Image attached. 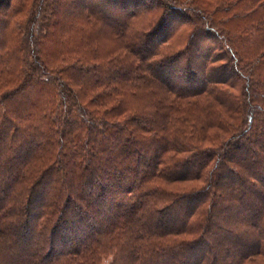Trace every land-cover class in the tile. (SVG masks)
I'll return each instance as SVG.
<instances>
[{"label":"trees","instance_id":"16d2710c","mask_svg":"<svg viewBox=\"0 0 264 264\" xmlns=\"http://www.w3.org/2000/svg\"><path fill=\"white\" fill-rule=\"evenodd\" d=\"M74 1L78 10L62 20L81 42L57 65L40 57L37 39L24 36L27 56L0 40V72L11 82L1 102L22 104L31 82L57 86L54 98L44 95L45 107L38 94L31 108L0 107V264L264 257V78L255 75L264 66V0H236V41L256 44L249 63L208 12H197L211 43L221 37L232 55V72L215 63L212 48L194 53L201 38L184 50L161 47L167 21L186 18L167 14L172 6L145 27L135 24L141 0L112 12L116 0ZM16 3L0 0V25ZM102 25L118 41L105 55L91 38ZM192 28L193 37L200 29ZM236 114L237 126L225 123Z\"/></svg>","mask_w":264,"mask_h":264},{"label":"rangeland","instance_id":"374dc122","mask_svg":"<svg viewBox=\"0 0 264 264\" xmlns=\"http://www.w3.org/2000/svg\"><path fill=\"white\" fill-rule=\"evenodd\" d=\"M17 3L13 7H17L19 9L17 12L11 14L10 20H8L3 25H0V40L7 44L9 49H13L18 52L19 55H23L24 50H20L21 45H24L23 38L24 36L28 37V41L37 39V49L41 58L49 62V65L52 67L57 65L62 54L69 48L75 47L80 44V40L78 39L77 33L73 30V27H69L63 24V18L66 16H72L80 6V2H75L74 0H63L61 5H55V0H45L43 11L37 14V9L39 7L40 0H14ZM140 0H116L112 2L108 7V12H112L116 7H120V4H124L123 2H127L128 9H131L133 3H136ZM62 2V1H61ZM154 2V3H153ZM159 3V5L157 4ZM153 4L151 7L149 5ZM162 4V5H161ZM148 5V6H145ZM161 5V6H160ZM165 6H169L173 8L172 11H168L163 8ZM138 8L141 9L142 14L136 19L135 24L138 26H155L158 21L161 20V16L163 12L167 14L169 12H181L186 14V18L173 19L167 23L171 24V28L168 31L167 40L161 44V47L167 51L169 50H184L189 41L191 40V44L194 43L198 39H202L201 48L198 51H193L197 56L205 52L206 49H213V55L218 57L216 64L220 65H229L226 70L232 72L231 66L235 63L230 52L227 51V47L224 44L221 37L214 36V42L211 43L209 34H206V26L208 21L201 19L198 16L199 11L208 12L209 19L213 21L217 27L223 29L225 35L231 39L233 44L238 43L240 46V53L244 56L243 63H249L250 56L255 53L256 44H252L249 46L248 42L236 41V29L240 27V23L236 21V0H148L146 3H143V0L139 2ZM10 10V9H9ZM4 11L6 13L7 11ZM34 24L31 29L28 28V22L34 18ZM196 19V20H195ZM242 24V23H241ZM7 25V26H6ZM240 25V26H239ZM199 28L200 30L196 31L195 34L191 35L193 31L192 27ZM6 27V28H5ZM201 28L203 29L201 31ZM2 38V39H1ZM92 40L94 43L98 44L99 55H105L106 49L112 47L116 43L117 40L114 39L107 27L102 25L101 29H94L92 31ZM121 43V42H119ZM241 43V44H240ZM4 45V44H3ZM32 48V47H31ZM31 48H30V56H31ZM192 50V49H191ZM27 54H29L27 52ZM26 52L23 56H27ZM189 55V51L186 53ZM15 55V54H14ZM8 57V60H13L11 63V70L19 69L20 64L18 61L15 62V57ZM201 58V57H200ZM253 58V56L251 57ZM184 60V57L180 58ZM179 60V59H178ZM183 67L181 66V69ZM255 75L258 79L264 78V66L261 64ZM13 71V73H14ZM16 73V71H15ZM6 73L2 74L0 72V94L11 87V82H8V78H6ZM33 81V80H32ZM46 82V80H41ZM9 83V84H8ZM30 83V82H29ZM34 83V82H33ZM32 82L25 88L26 101L19 104V101H15L13 97L11 100L6 99V101H0V107L4 106V104L11 106L15 104L18 108L26 107L27 104L35 100L34 95H39V104L42 107L47 105L48 101L44 95H50L52 98L55 96V90L57 86L50 85L47 83H42V86L39 84L34 85ZM239 87L241 85L236 86V94L239 93ZM243 88V83H242ZM46 93V94H45ZM13 103V104H11ZM15 112V111H12ZM239 115L233 118L226 119V122L236 123V126L239 124ZM111 260V255H107L102 258L99 264H108ZM246 264H264V257L259 256L254 260L247 262Z\"/></svg>","mask_w":264,"mask_h":264}]
</instances>
